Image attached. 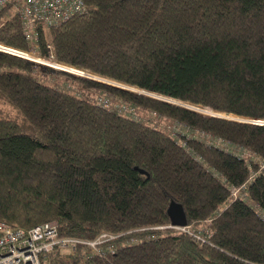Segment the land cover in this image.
I'll return each mask as SVG.
<instances>
[{"label": "trees", "instance_id": "16d2710c", "mask_svg": "<svg viewBox=\"0 0 264 264\" xmlns=\"http://www.w3.org/2000/svg\"><path fill=\"white\" fill-rule=\"evenodd\" d=\"M84 1L87 10L66 22L36 25L43 56L264 120V0ZM0 41L31 48L16 15L0 27ZM55 72L0 52V104L13 110L0 111V221L29 229L54 220L62 236L140 241L106 257L56 250L44 264H264V172L255 162L264 161V124L90 79L81 90L61 89L45 76ZM243 185L247 199L233 198L230 186ZM172 201L184 207L187 232L154 229L171 223Z\"/></svg>", "mask_w": 264, "mask_h": 264}, {"label": "built area", "instance_id": "2783aa9c", "mask_svg": "<svg viewBox=\"0 0 264 264\" xmlns=\"http://www.w3.org/2000/svg\"><path fill=\"white\" fill-rule=\"evenodd\" d=\"M87 6L84 0H0V27L6 24L11 17L17 16L22 22L26 38L31 44L29 50H22L12 47L0 41V52L20 56L32 61L36 66L45 68L69 70L74 75H84L88 78H99L94 73L83 71L80 67L59 62L53 55L46 57L39 52L36 43L38 32L36 25L43 24L48 28L58 26L75 15L84 13ZM51 49V45H48ZM103 99V98H102ZM102 104L108 105V100H101ZM196 110L204 112L199 108ZM213 111V110H212ZM220 116V114H219ZM264 172V163L262 164ZM246 185L241 187L230 186L233 198L247 199V194H240L245 191ZM264 220V213H262ZM154 229L188 231V226H175L172 223L164 226H157ZM127 233L102 232L93 239H84L74 236L60 235V228L57 221H48L26 229L15 227L7 222L0 221V264H44L43 260L49 253L56 250H68L70 253H77L80 247L88 249L90 255L106 257L115 253L120 246L138 243L137 238L122 239Z\"/></svg>", "mask_w": 264, "mask_h": 264}, {"label": "rangeland", "instance_id": "374dc122", "mask_svg": "<svg viewBox=\"0 0 264 264\" xmlns=\"http://www.w3.org/2000/svg\"><path fill=\"white\" fill-rule=\"evenodd\" d=\"M2 16H3V14H0V17H2ZM44 67L45 68H50L47 65H45ZM35 68H36L37 71H40L42 69V68L39 67V65L36 66ZM53 70H55L57 72H55L53 74H46L45 76H47V80L48 81L52 82L53 84H55V86H57V87H59L61 89H69L70 91H72V90L74 91L75 88H76V90L77 89L81 90L83 88V83H84V81H82V80L83 79H90V80H94V81L110 84V85L118 87V88L129 89L131 91H134V92L140 94L139 89H135L134 87H130L129 85H125V84H122V83H120V84L110 83L109 79L103 78V77H100V76H97V75L96 76L99 77V78L98 79L97 78L94 79V78H88L87 76H84V75H81V76L80 75H74V74L70 73L69 70L66 71V72L64 70H62V69H54L53 68ZM83 71L89 72L88 70H83ZM90 73H91V71H90ZM68 74H70V76ZM93 75H95V74H93ZM99 97L101 98L102 96H100L99 94H96V98H99ZM161 98L167 99V100L171 101L172 103H175L176 105L185 106V107H188V108H191V109H194V110H196L195 107L199 108L200 110H202L204 112H200L198 110H196V111H198L200 113H203V114H206V115L219 116V114H220V116L228 117L224 113H217L215 111H212V110H210L208 108H204V107H201V106L191 105L189 103H184V102H181V101L172 100L170 98H165V97H161ZM0 111L3 112V114L13 115V110L9 106L4 105L2 103L0 104ZM229 116L231 117V115H229ZM136 117L137 118H141L144 122H147L149 124H156L157 123V125H159V127H161V128H164V127L169 128L168 127V125H169V126H171V128H174V130L176 132H178V133H186L188 135H193V136H197V137H201V138H205L207 140H210L209 137L207 138V137H204L200 133L193 132V131L187 130L185 128H182L181 125H179L177 123L173 124V123L168 122V124H167L166 122H162L161 121L162 119L159 120V119L154 118L152 116L148 117V115H146V113H143V114L137 113ZM213 143H215L216 145H218L220 147L229 149V150L235 152L239 156H243V155H246L248 153V152H245V150H241L239 148H230V147L227 146V144L225 142H222V141H215ZM255 162L258 163L259 170L262 171V167L261 166L264 163V161L255 160ZM242 192H243V195H245L247 193L246 189H245V191L244 190L240 191V194ZM168 233L172 234V233H174V231H166L163 234H168Z\"/></svg>", "mask_w": 264, "mask_h": 264}, {"label": "water", "instance_id": "95a60500", "mask_svg": "<svg viewBox=\"0 0 264 264\" xmlns=\"http://www.w3.org/2000/svg\"><path fill=\"white\" fill-rule=\"evenodd\" d=\"M109 82L110 83H115V84H120V83L112 81V80H109ZM135 89H139V88H135ZM139 91H140V94H142V95L152 96V97H155V98L163 97V96L151 93L149 91H145V90H141V89H139ZM161 99L167 100V99H164V98H161ZM167 101H169V100H167ZM227 116L228 117H226V116H220V117L230 118V119L235 120V121H243V122H250V123H256V124H264V120L249 119V118H243V117L232 116V115L230 117L229 114H227ZM168 214L170 216L171 223L173 225H175V226H187L188 225L186 212H185L184 207H183L182 204H179V203H176L175 201H172L170 203V205H169V208H168Z\"/></svg>", "mask_w": 264, "mask_h": 264}]
</instances>
